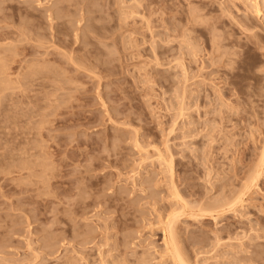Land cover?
Instances as JSON below:
<instances>
[{
    "label": "rangeland",
    "instance_id": "obj_1",
    "mask_svg": "<svg viewBox=\"0 0 264 264\" xmlns=\"http://www.w3.org/2000/svg\"><path fill=\"white\" fill-rule=\"evenodd\" d=\"M263 154L264 0H0V264H264Z\"/></svg>",
    "mask_w": 264,
    "mask_h": 264
},
{
    "label": "bare ground",
    "instance_id": "obj_2",
    "mask_svg": "<svg viewBox=\"0 0 264 264\" xmlns=\"http://www.w3.org/2000/svg\"><path fill=\"white\" fill-rule=\"evenodd\" d=\"M262 156H264V154L262 155ZM262 159H263V157H262ZM262 161H264V160H262ZM263 171V170H262ZM255 173H256V171H255ZM263 173V172H262ZM260 174V170H259V173L257 174V176ZM254 176V175H253ZM257 178H259V177H257ZM164 230V229H163ZM174 231H173V229H172V227L169 225V227H168V230H166V234H165V236H166V239H167V243L169 244V245H171L172 247H173V252H175V254H176V258L179 260V262H180V264H188L187 262L188 261H186L185 260V257H184V255H182V251H180V248L177 246L178 244L176 243V239H175V237H174ZM166 243V242H165ZM184 252V251H183ZM187 258V257H186Z\"/></svg>",
    "mask_w": 264,
    "mask_h": 264
}]
</instances>
